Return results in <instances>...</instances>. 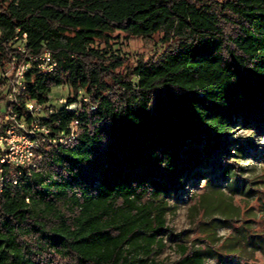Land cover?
Segmentation results:
<instances>
[{"label":"trees","instance_id":"obj_1","mask_svg":"<svg viewBox=\"0 0 264 264\" xmlns=\"http://www.w3.org/2000/svg\"><path fill=\"white\" fill-rule=\"evenodd\" d=\"M117 30L167 47L122 71ZM44 51L56 67L31 63L15 102L0 77V111L30 125L26 104L42 105L49 130L36 167L0 161V264H157L167 198L228 154L236 123L264 120V0H0V69ZM62 85L67 104H51ZM74 119L76 140L54 142ZM179 251L171 264H207Z\"/></svg>","mask_w":264,"mask_h":264},{"label":"rangeland","instance_id":"obj_2","mask_svg":"<svg viewBox=\"0 0 264 264\" xmlns=\"http://www.w3.org/2000/svg\"><path fill=\"white\" fill-rule=\"evenodd\" d=\"M209 1L218 6L224 0ZM112 36V52L127 58L122 71L139 59L159 56L167 47L161 33L140 37L117 30ZM96 45L106 46L103 41ZM6 71L0 69V77ZM68 92L64 85L53 88L50 103L58 105ZM226 146L225 157L202 165L199 177L167 198V230L160 235L164 246L150 255L157 264L178 259L180 245L205 252L207 264H264V120L236 123Z\"/></svg>","mask_w":264,"mask_h":264},{"label":"built area","instance_id":"obj_3","mask_svg":"<svg viewBox=\"0 0 264 264\" xmlns=\"http://www.w3.org/2000/svg\"><path fill=\"white\" fill-rule=\"evenodd\" d=\"M26 36L24 34V37ZM19 49L24 50L25 47L20 46ZM17 62V57L13 56L5 72L6 75H3L10 82L11 89L7 93V99L10 102H15L17 94H20L25 89L24 75L31 63H34L39 69L45 71H52L57 65L56 59L49 51H44L39 55L30 56L29 59H23L21 62ZM82 101L90 103V99L86 95L81 94L79 101L70 103L67 107L72 110L78 109ZM59 102L67 104V98L62 97ZM26 105L28 111L33 116L30 125H27L23 118H19L17 112L11 107L4 112L3 119L6 127L3 133L0 134V161L3 164H12L15 167H36L42 157L37 148L40 145L41 138L45 140L49 136L48 128L40 125V119H38V115L43 111V106L34 104L31 101ZM90 109H96V105H91ZM79 132V121L74 119L70 124V131L61 133L58 139H54L53 141L57 142L58 140L60 143L69 144L76 140ZM1 173L2 169H0V184L3 182Z\"/></svg>","mask_w":264,"mask_h":264}]
</instances>
